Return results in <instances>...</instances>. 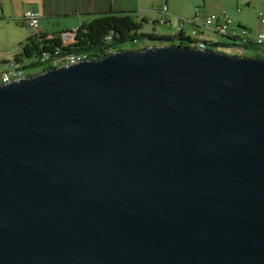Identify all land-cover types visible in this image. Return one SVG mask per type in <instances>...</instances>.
Returning a JSON list of instances; mask_svg holds the SVG:
<instances>
[{
  "label": "water",
  "instance_id": "1",
  "mask_svg": "<svg viewBox=\"0 0 264 264\" xmlns=\"http://www.w3.org/2000/svg\"><path fill=\"white\" fill-rule=\"evenodd\" d=\"M0 264H264V59L160 44L0 83Z\"/></svg>",
  "mask_w": 264,
  "mask_h": 264
},
{
  "label": "trees",
  "instance_id": "2",
  "mask_svg": "<svg viewBox=\"0 0 264 264\" xmlns=\"http://www.w3.org/2000/svg\"><path fill=\"white\" fill-rule=\"evenodd\" d=\"M145 20H139L135 15L130 13H103L99 16L93 17L90 20L84 22L76 30V40L66 44L61 35H55L52 38L48 37V34L40 33L39 35L33 34L25 43L20 52L15 57V63H18V68L24 71V67L20 63L22 56L39 57V62H53L57 59V63L53 65L66 63L68 56L72 54L80 55V57L86 58H100L107 53H111L114 50L122 49V43L127 41H137L140 36H147L151 39L160 41V44H183L185 46H197L201 45L206 49H212L214 51L226 52V54L237 55V51L231 52L230 49L241 50L246 46L256 45V47L264 48V43H257L254 39L243 38L242 36H230L227 34L221 36H227L228 39L236 40L241 39V45L231 44L228 42H213L212 40H201L195 37L197 35L186 36L184 30L177 31L173 35L161 34L158 30L139 34V30L144 26ZM169 22H163L167 24ZM242 27V26H241ZM247 29L242 27V30ZM200 33V31L198 32ZM178 39V43L174 40ZM149 46H144L146 48ZM138 48V49H142ZM230 51L231 53L227 52ZM49 52L50 54H43ZM52 65V66H53ZM25 75V71L23 73Z\"/></svg>",
  "mask_w": 264,
  "mask_h": 264
},
{
  "label": "crops",
  "instance_id": "3",
  "mask_svg": "<svg viewBox=\"0 0 264 264\" xmlns=\"http://www.w3.org/2000/svg\"><path fill=\"white\" fill-rule=\"evenodd\" d=\"M5 2V0H0V16L2 18H5L6 14H8ZM157 3L159 2H148L147 0H41L40 6L37 7L35 5L34 8L28 10H35L39 13L41 24L40 33H45L52 37L58 35V32H62L61 35L63 36L62 38L66 44L73 42V40L75 39L69 37V35L68 37L64 36V32H68L71 30L73 31L91 18L108 12H125L133 14L137 19L145 20L143 26L146 29L149 28L148 30L150 32L158 30L161 34L174 36V34L177 33V28L175 30L171 28L169 32L163 31V27L170 29V26H172L173 24L172 15H174V13L172 12H176L175 10H173V7L171 5L173 2L171 0H168L167 15H160V13H162L163 11L161 10V6ZM18 8L9 13V15H12L14 18L9 19L8 22L16 24H21V22H24L22 20V16L28 10L26 8ZM202 12L203 15L209 14L208 11ZM221 12H218L217 14H220ZM244 12L245 11H243L242 8L239 7L237 8L236 12L234 10L228 11L232 21L229 27L236 36H241L242 27L249 29L251 34L255 33V30L260 31L264 29V25L260 21L259 27L253 30V28L249 26L248 22H246ZM165 19L169 21L170 25L163 24L162 20ZM179 21L180 19H178L177 21L178 24ZM193 29V24H186L184 34L186 36H192L191 33ZM172 30H174V32H172ZM145 31L147 32V30ZM187 31H189L190 33L187 34ZM32 35L33 33L31 31L29 35H27V33L21 32V35L17 39H15L16 42H19L18 45L20 48V51L18 50L19 52H16V55H18L22 51L25 43H27L28 39ZM213 36L217 37L221 35H216V33L212 32V30H210L209 28L202 27L200 33H197L195 37L201 40H212L213 42L225 41L224 39L221 40L220 38L218 40H213ZM250 38L252 37L250 36ZM230 51L235 52L236 50L234 48L230 49ZM5 80L7 81L6 74H0V82H3Z\"/></svg>",
  "mask_w": 264,
  "mask_h": 264
},
{
  "label": "rangeland",
  "instance_id": "4",
  "mask_svg": "<svg viewBox=\"0 0 264 264\" xmlns=\"http://www.w3.org/2000/svg\"><path fill=\"white\" fill-rule=\"evenodd\" d=\"M5 1H6L5 3L8 14H6L5 18H2L0 16V56L3 55L6 58H11L14 55H16V52L20 51L18 45L19 42H16L15 39H17L21 35V32L27 33V35H29L30 31L32 33L33 31L24 22L23 23L21 22V24L8 22L9 19L14 18L12 15H9V13L11 11L16 10L18 7H19L18 9L26 8L27 10L34 8L35 5L38 7L41 5V0H5ZM147 1L159 2L157 4L160 6H162V3L164 2V0H147ZM171 1L173 2L171 4L173 10H175L176 12H172L174 13V15H172V21H173L172 26H170V29L163 27L164 32L167 31L169 32L171 28L174 30L176 28L178 29L177 26L178 19H181L183 21L189 20L195 14L197 8L198 10L208 11L209 13L211 12L218 13L224 9H227L228 11L234 10L236 12L238 7L242 8V10L245 11L244 16L246 22H248L249 26L252 27L253 30L259 27L260 20L264 18V0H171ZM161 14L167 15L165 11L160 13V15ZM167 24L170 25V23ZM186 24H189V22H186ZM148 29L149 28L146 29L143 27L142 29L139 30V34L141 35L142 33H149L150 31ZM145 30H147V32ZM174 30H172V32H174ZM187 32H188L187 34L190 33L189 31ZM258 32L259 30L258 31L255 30V33L251 34L250 36L252 38H255L254 36L257 35ZM61 33L62 32H58V35H61ZM69 37H71V35H69ZM71 38L74 39V37ZM219 38L221 40L224 39L225 41L223 42H228L231 44H238L243 46L241 44L242 42L241 39H236L233 41L231 39H228L227 36H217V37L213 36V40H218ZM174 41L177 42L178 39H175ZM121 45H122L121 46L122 49H138L144 46L160 45V41L151 39L147 36H140V38L137 41L130 40L125 43L123 42ZM241 49L242 48L240 47L238 50H236L237 55L248 56V57L256 56L264 59V48L256 47V45H250V46H246V48L243 50ZM227 52L231 53L228 50ZM22 57L23 58L20 59V63L24 67V71H25L24 76L40 73L48 67H53L54 66L53 62L54 64L57 63L56 61L57 59H55L53 62L41 63L39 62V57H37L36 55L32 57H27V56H22ZM3 66H4L3 64H0V70L3 68Z\"/></svg>",
  "mask_w": 264,
  "mask_h": 264
},
{
  "label": "built area",
  "instance_id": "5",
  "mask_svg": "<svg viewBox=\"0 0 264 264\" xmlns=\"http://www.w3.org/2000/svg\"><path fill=\"white\" fill-rule=\"evenodd\" d=\"M167 3L168 0H164L161 6V10L165 11L166 13H168ZM22 20L26 23V25H28V27L31 28L33 34L36 35L40 34V29H41L40 15L37 11L35 10L26 11L22 16ZM260 21L264 24V18H262ZM162 22H169V21L165 19L162 20ZM186 22H189L190 24L194 25L193 30L201 31V28L205 27V28H209L210 30H212V32L218 35H224V34L235 35V33L231 31L229 27L232 21L227 10H223L220 14L212 12L207 15H203L202 10H198L197 8L194 16L189 20L183 21L180 19L177 30H181V27L185 28ZM74 30H77V28ZM241 35L249 37V39H254L257 43H261V37H264V29L260 30L258 34L254 36L255 38H250L249 35H251V33L249 29L242 30ZM48 37L51 36L48 35ZM200 47L204 48L202 45ZM43 54L53 55L49 52H44ZM15 56L16 55H14L11 58H6L3 55L0 56V64L4 65L3 68L0 70V74L7 75V82L17 79L19 77H24L23 74L24 71L15 69V61H16ZM84 58L86 57H82V58L79 57V59H84Z\"/></svg>",
  "mask_w": 264,
  "mask_h": 264
},
{
  "label": "bare ground",
  "instance_id": "6",
  "mask_svg": "<svg viewBox=\"0 0 264 264\" xmlns=\"http://www.w3.org/2000/svg\"><path fill=\"white\" fill-rule=\"evenodd\" d=\"M181 30H185V28L181 27ZM180 31V30H178ZM199 31L198 30H193L191 35H196V33H198ZM68 35H71V37H74L75 39V36H76V30H73L72 32H69ZM64 33V36H68ZM242 36V35H241ZM243 38H249V37H246V36H242ZM261 43H264V37H261ZM80 55H75V54H72L70 56H68V58L66 59V63L65 64H69V63H73L75 61H77L79 59ZM82 58V57H80ZM15 69L16 70H21L18 68V63H15ZM7 76V75H6ZM6 81V80H5ZM4 82V81H3ZM7 82V81H6Z\"/></svg>",
  "mask_w": 264,
  "mask_h": 264
}]
</instances>
